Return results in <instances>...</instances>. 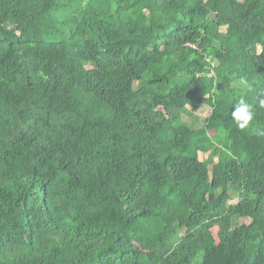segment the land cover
I'll return each instance as SVG.
<instances>
[{"label":"trees","instance_id":"1","mask_svg":"<svg viewBox=\"0 0 264 264\" xmlns=\"http://www.w3.org/2000/svg\"><path fill=\"white\" fill-rule=\"evenodd\" d=\"M261 100L264 0H0V264H264Z\"/></svg>","mask_w":264,"mask_h":264},{"label":"clouds","instance_id":"2","mask_svg":"<svg viewBox=\"0 0 264 264\" xmlns=\"http://www.w3.org/2000/svg\"><path fill=\"white\" fill-rule=\"evenodd\" d=\"M246 83L247 82L245 80L241 79V85H246ZM259 107L264 108V100L260 101ZM231 116L240 130H247L252 126L256 114L252 105H250L244 98H241L235 105L234 110L231 112ZM253 131L257 136H264V131L256 129H253Z\"/></svg>","mask_w":264,"mask_h":264},{"label":"rangeland","instance_id":"3","mask_svg":"<svg viewBox=\"0 0 264 264\" xmlns=\"http://www.w3.org/2000/svg\"><path fill=\"white\" fill-rule=\"evenodd\" d=\"M212 113V107L211 106H209V105H203L202 106V108L201 109H198L197 111H195L194 112V114H195V116L194 117H191V116H188V115H185V118L189 121V122H191L193 119H195V121H196V126L197 127H203V126H205V123H206V118L210 115ZM212 134H213V138H214V140L217 142V141H219V139H220V136H221V131H215V132H212ZM230 150L231 151V149H230V147H229V145L228 144H224L223 146H222V150ZM232 153L234 154H236L237 152L235 151V149H232ZM214 153H213V151H211V152H209V153H206V152H202V154H201V158H202V160L203 161H208L209 160V158L211 157V155H213ZM213 168V167H212ZM211 168V169H212ZM210 168L208 169L207 168V171H208V173L211 171L212 172V170H211ZM210 176V175H209ZM247 223H248V221H246ZM215 234H216V237H217V240L218 241H220V238H221V236H222V233H221V231H220V229H216L215 230Z\"/></svg>","mask_w":264,"mask_h":264}]
</instances>
